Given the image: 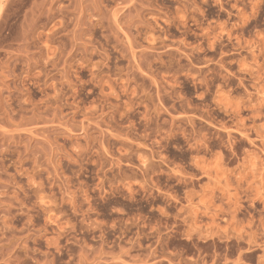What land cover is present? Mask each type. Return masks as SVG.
<instances>
[{
  "label": "rangeland",
  "instance_id": "rangeland-1",
  "mask_svg": "<svg viewBox=\"0 0 264 264\" xmlns=\"http://www.w3.org/2000/svg\"><path fill=\"white\" fill-rule=\"evenodd\" d=\"M0 264H264V0H0Z\"/></svg>",
  "mask_w": 264,
  "mask_h": 264
}]
</instances>
